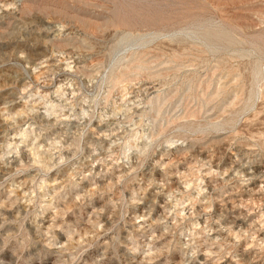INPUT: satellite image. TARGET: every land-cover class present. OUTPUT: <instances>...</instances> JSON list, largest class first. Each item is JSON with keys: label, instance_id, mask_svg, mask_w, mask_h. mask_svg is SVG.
Segmentation results:
<instances>
[{"label": "rangeland", "instance_id": "374dc122", "mask_svg": "<svg viewBox=\"0 0 264 264\" xmlns=\"http://www.w3.org/2000/svg\"><path fill=\"white\" fill-rule=\"evenodd\" d=\"M0 264H264V0H0Z\"/></svg>", "mask_w": 264, "mask_h": 264}]
</instances>
